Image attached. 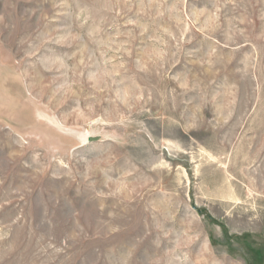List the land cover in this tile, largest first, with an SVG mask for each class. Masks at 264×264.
<instances>
[{
    "label": "rangeland",
    "instance_id": "rangeland-1",
    "mask_svg": "<svg viewBox=\"0 0 264 264\" xmlns=\"http://www.w3.org/2000/svg\"><path fill=\"white\" fill-rule=\"evenodd\" d=\"M0 264H264V0H0Z\"/></svg>",
    "mask_w": 264,
    "mask_h": 264
},
{
    "label": "water",
    "instance_id": "water-1",
    "mask_svg": "<svg viewBox=\"0 0 264 264\" xmlns=\"http://www.w3.org/2000/svg\"><path fill=\"white\" fill-rule=\"evenodd\" d=\"M91 140V139H90Z\"/></svg>",
    "mask_w": 264,
    "mask_h": 264
}]
</instances>
